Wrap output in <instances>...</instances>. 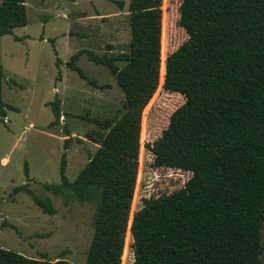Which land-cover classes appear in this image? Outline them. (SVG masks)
Returning a JSON list of instances; mask_svg holds the SVG:
<instances>
[{
	"label": "trees",
	"instance_id": "trees-1",
	"mask_svg": "<svg viewBox=\"0 0 264 264\" xmlns=\"http://www.w3.org/2000/svg\"><path fill=\"white\" fill-rule=\"evenodd\" d=\"M25 2L1 0L0 37L27 25ZM117 3L123 10L124 3ZM164 4L165 0H129L127 53L98 57L80 51L71 57L68 66L83 79L75 64L82 53L106 66L124 101L115 119L94 120L101 128L92 138L98 147L76 178L68 180L64 156L60 182L44 188L61 196L64 204H95L85 264H121L125 236L132 238L131 264H260L264 0H180L177 25L187 39L165 60ZM2 80L0 66V122L6 110L18 111L3 103ZM159 88L180 94L184 103L170 115L161 136L146 147L155 167L188 172L190 177L169 195L143 199L131 218L144 116ZM51 105L53 127L61 113L57 99ZM24 171L27 175L26 163ZM19 192L43 213L55 214L50 199L36 197L28 184L12 191ZM0 264L71 263L31 259L0 248Z\"/></svg>",
	"mask_w": 264,
	"mask_h": 264
},
{
	"label": "rangeland",
	"instance_id": "rangeland-1",
	"mask_svg": "<svg viewBox=\"0 0 264 264\" xmlns=\"http://www.w3.org/2000/svg\"><path fill=\"white\" fill-rule=\"evenodd\" d=\"M120 1L124 3L123 10L117 3ZM128 3L129 0H26L27 25L0 37L1 99L18 110H6V118L0 122L1 249L31 259L85 264L94 232L95 204L74 200L64 204L61 196L47 191L44 185L60 182L64 156L65 174L73 181L98 147L92 138L94 131L101 128L94 120L120 115L124 94L106 66L82 53L75 64L86 77L83 79L68 64L80 51L93 52L98 57L128 52ZM164 5L167 14L161 55L165 60L187 36L177 25L180 0H165ZM116 64L124 66L123 62ZM155 92L144 116L131 218L142 207L143 199L169 195L190 177L188 172L153 165V155L146 146L161 136L170 115L184 103L178 93L163 88ZM56 99L61 117L51 127V104ZM25 184L39 199H50L54 215L43 213L26 193H12ZM131 246L132 238L125 236L121 264L133 262ZM262 246L260 264H264V224Z\"/></svg>",
	"mask_w": 264,
	"mask_h": 264
},
{
	"label": "crops",
	"instance_id": "crops-1",
	"mask_svg": "<svg viewBox=\"0 0 264 264\" xmlns=\"http://www.w3.org/2000/svg\"><path fill=\"white\" fill-rule=\"evenodd\" d=\"M100 17H102V16H95L96 19H98V18H100Z\"/></svg>",
	"mask_w": 264,
	"mask_h": 264
}]
</instances>
